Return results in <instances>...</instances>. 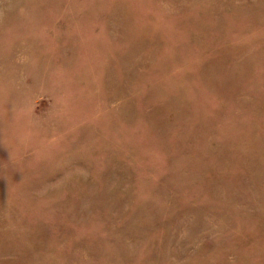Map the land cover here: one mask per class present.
<instances>
[{"label":"rangeland","instance_id":"374dc122","mask_svg":"<svg viewBox=\"0 0 264 264\" xmlns=\"http://www.w3.org/2000/svg\"><path fill=\"white\" fill-rule=\"evenodd\" d=\"M0 264H264V0H0Z\"/></svg>","mask_w":264,"mask_h":264}]
</instances>
